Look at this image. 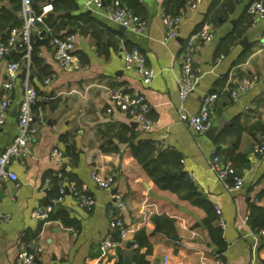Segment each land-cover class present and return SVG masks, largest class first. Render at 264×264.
I'll return each instance as SVG.
<instances>
[{"label": "crops", "instance_id": "0c3cea01", "mask_svg": "<svg viewBox=\"0 0 264 264\" xmlns=\"http://www.w3.org/2000/svg\"><path fill=\"white\" fill-rule=\"evenodd\" d=\"M75 1L80 11L94 21L95 27L85 31L67 28L75 30V58L68 69L61 68L53 59L45 35L40 36L43 42L36 44L39 62L32 66L29 81L38 93L36 102L43 118L36 120L37 134L30 154L13 159L8 166L17 180L0 182V208L10 216L8 221L0 220V264H18L22 236L38 228L35 245L40 252L33 264H115L119 254L123 260L127 258V264H134L131 255L137 245L133 235L140 229L146 232L151 244L150 252L139 249L148 264H200L202 260L212 264L216 258L220 264H264V236L247 222L249 204L264 208V162L258 161L254 151L259 132L254 135L243 132L236 146L229 135L221 143L214 142L220 134L233 129L235 120L242 127L264 126V51H257L258 40L264 34V14L254 17L253 24L241 37L226 42L234 22L251 1L231 0L238 2L225 21L218 26L206 24L212 39L197 43L193 68L199 78L183 104V111L196 113L202 98L214 94L210 120L219 118L221 128L211 139L206 131L197 134L180 121L176 81L185 42L202 22L213 0H200L195 10L186 11L178 35L167 43L162 42V0H139L145 7L147 23L141 34L126 28L119 30V25L109 19L105 10L88 9L82 0ZM47 3L50 2H38L39 10ZM4 11L20 19L18 0H0V13ZM32 33L33 38L40 35L34 29ZM243 37L246 42L240 44ZM128 48L138 49L153 69L155 76L149 85L141 83L135 70L124 68L123 53ZM44 67L50 73L48 83L42 78ZM21 74L22 71L6 94L9 109L0 129V150L16 133V108L23 90ZM247 74H255L256 82L247 92L232 98L225 88L235 86ZM225 76L226 83L222 85ZM5 79L4 68L0 66V97ZM118 89L144 95L149 105L147 117L151 120L147 132L137 127L133 117L113 106L110 94ZM126 124L134 130L135 140L152 142L157 152L178 154L182 160L180 170L220 210L225 242L221 254L225 263L209 240L204 211L173 192L157 188L132 157V142L118 144L117 150L101 151L104 139L99 131ZM67 145H73L76 162L64 155ZM53 148L61 151L59 165L50 159ZM212 153L229 161L243 176L244 182L238 191H227L209 171L207 158ZM62 170L86 185L94 199L90 209L78 207L69 194L59 204L78 221V229L66 227L59 220L47 221L34 216V211L45 205L51 186L49 177H60ZM92 172L113 177V188L124 198L121 217L129 230L127 238L104 256L100 255L99 244L109 229L107 209L111 191L97 188L91 180ZM66 180L63 178V185L67 184ZM162 214L175 221V230L170 235L154 231L151 217ZM212 225L218 226L217 215ZM128 241L132 244L126 248Z\"/></svg>", "mask_w": 264, "mask_h": 264}, {"label": "built area", "instance_id": "2783aa9c", "mask_svg": "<svg viewBox=\"0 0 264 264\" xmlns=\"http://www.w3.org/2000/svg\"><path fill=\"white\" fill-rule=\"evenodd\" d=\"M82 1L88 9L105 10L106 15L115 24L123 26L136 34H141L146 29V20L134 15L131 10L121 6L118 1H113L108 6H105L102 0ZM199 1L190 0L187 3L185 11L176 16L165 15L160 10V17L164 26L163 43H167L169 40L176 38L184 14L186 11L195 10ZM18 2L21 25L10 28L4 40H1L0 37V66L4 68L6 74V79L1 86L3 95L0 97V129L9 109V101L6 94L11 91L19 73L24 70L22 95L16 108V133L10 142L0 150V182L6 179L12 181L17 180L16 174L10 172L8 166L13 159L30 154L31 143L37 134L36 120L42 121L43 118V113L39 108L36 111L32 109L38 99V93L29 81L34 40L32 30L34 29L35 33L44 31V35L46 32L49 35L50 29L48 27L43 26V28H38L37 25L43 24V17L47 12L51 11L52 7L50 3H47L37 13L33 7L34 0H18ZM246 12L253 17L264 14V0H252L248 4ZM212 36L211 30L206 24L188 36L180 59V74L176 81L179 100V119L197 134L204 133L210 126L211 104L216 96L214 94L205 95L202 98L198 111L194 114L184 112L183 104L189 94L194 90L199 78L193 68L197 43L210 41ZM74 43V34L65 32L63 35H53L50 33L48 45L51 48L52 57L63 69H68L73 65L75 58ZM12 51L13 53H20V59L13 60L11 56L8 60L5 59V56L9 55ZM257 51H264V34L258 40ZM123 62L125 69H133L136 71L144 86L152 82L155 76L154 71L146 64L145 56L138 49L134 48L129 51H124ZM49 80L50 78L45 79L44 83H48ZM256 80L257 76L255 74L243 75L236 81L235 86H227L225 89L229 91L232 98H237L240 93L247 92ZM110 99L114 107L135 119L137 127L142 132H147L150 129L151 120L147 117L149 105L142 93H129L118 89L110 94ZM109 111L110 108L107 109V112ZM254 151L257 154L258 161L264 162V133L257 135ZM60 156L61 151L53 148L50 154L51 161L59 165ZM180 162L182 163V160ZM207 166L209 171L214 174L227 191L235 192L242 187L244 182L243 176L238 174L228 161L212 153L207 158ZM91 180L97 188L107 191H111L113 188L114 179L112 176H100L96 172H92ZM66 194H69L80 208L90 209L94 204L93 196L89 193L86 185L81 184V186L77 187L71 182L65 185L62 184L59 188L58 196L51 199L49 203L37 208L34 211V216L41 220H46L48 215L63 202ZM124 206L122 194L119 192L112 193L107 209V215L109 217L108 233L102 238L99 244L101 256H104L110 248L119 245L127 238L129 230L121 217V211ZM215 212L218 226L220 228L224 227V222L220 217V210L215 208ZM9 217V214L3 212L0 208V220L8 221ZM112 233L117 234V240L112 238ZM258 234L264 236V225L258 230ZM39 252L40 248L35 245V242L30 246L21 242L18 264H33ZM200 264L209 263L202 260ZM212 264H220L219 259H214Z\"/></svg>", "mask_w": 264, "mask_h": 264}, {"label": "trees", "instance_id": "16d2710c", "mask_svg": "<svg viewBox=\"0 0 264 264\" xmlns=\"http://www.w3.org/2000/svg\"><path fill=\"white\" fill-rule=\"evenodd\" d=\"M46 1L50 2L52 9L50 13L43 17V24L37 25L38 28H43V26H45L50 29L51 34L63 35L69 27L78 29L80 31H85L95 27L94 21L88 16L86 12L80 11L75 0H34L33 7L37 13H39L41 10H39L38 2ZM113 1H118L121 6L131 10L134 15L145 19V7L138 0H102L105 6L110 5ZM189 1L190 0H162L161 10L165 15H180L185 11ZM237 2L238 1L232 2L231 0H213L203 17L202 22L196 26L194 31L199 30L205 24L218 26L222 21L226 20L229 13L234 11V6ZM246 8L239 18L234 22L232 30L226 37V42L231 43L237 38L241 37L246 29L253 24L254 17L246 12ZM74 12H77V14H73ZM20 25L21 20L11 12L4 11L0 13V32L3 33L1 34V40H4L6 33L10 28L19 27ZM50 33L49 35L47 32L45 33V36L47 35L46 44L49 48L50 46L48 45V40ZM37 49L38 47L33 40L30 73L32 66L37 65L39 62L37 57ZM131 49L132 48H128L126 51ZM244 54H246V52ZM20 57L21 54L18 52H14L11 56L13 60H18ZM21 76L24 78V70H22ZM42 78L43 80L50 78V73L46 67L43 68ZM225 83L226 76L222 78V85ZM229 87H232V85H229ZM38 107L39 105L36 102L32 107L33 111H36ZM236 121L237 120H235L233 123L232 130L228 131V133L224 132L220 134L215 138L214 142L221 143L224 140V137L229 135L236 146L243 132H247L252 135H254L256 131H258L259 134L264 133V126H257L254 124L249 127H242L238 125ZM99 133L104 139L103 144L100 147L101 151L103 152L117 150L118 144H128L129 142H132L130 146L131 155L141 166L146 176L152 180L157 188L173 192L179 198L186 200L192 205L202 209L205 213L204 222L209 240L213 245L216 246V248L225 249V242L222 238L221 228L212 225V223L216 220L215 208L196 190L194 184L190 181L186 173L180 170V157L178 154L165 151L157 152V148L152 142L148 140H135L134 130L127 124L122 125L117 129L108 127L104 131H99ZM66 139V137H62L64 142H67ZM214 154L220 157L218 153ZM64 155L68 156L72 162L77 161V153L75 152L73 145H67L65 147ZM223 160L227 161L226 159ZM63 178L67 179V184L72 182L77 187L81 186V183L75 180L74 177H71V175L66 174L63 170L61 171L60 177L51 175L49 177L51 186L45 204L49 203L51 199L58 196L59 188L62 185ZM46 220H59L62 225L66 227H73L75 229H78L79 227L78 221L75 218L70 217L69 213L63 208L59 207V205L56 207L55 211H52L48 215ZM151 220L154 225L155 232H161L163 234L170 235L175 230L174 219L167 215H153ZM247 222L250 224L252 229L258 232V230L264 225V208L249 204ZM38 231L39 228L33 233H24L21 242L28 246L32 245V243L36 240ZM112 238L117 240V234L112 233ZM133 241L136 243L137 248L131 255V260L134 262V264H148L144 255L139 253L140 248H145L146 253L151 251V244L148 240V235L143 229H140L134 233ZM115 264H123L122 254H119L118 260L115 262Z\"/></svg>", "mask_w": 264, "mask_h": 264}, {"label": "water", "instance_id": "95a60500", "mask_svg": "<svg viewBox=\"0 0 264 264\" xmlns=\"http://www.w3.org/2000/svg\"><path fill=\"white\" fill-rule=\"evenodd\" d=\"M139 1V0H138ZM119 30H124V27L123 26H119ZM67 33L69 34H74L75 33V30L74 29H68L66 31ZM44 35V31L40 32V35L38 37H34V42L35 44H41L43 41L40 40V36ZM244 42H246V38L243 37L239 43L240 44H244ZM13 54V51L9 53V55H6L5 56V59H9L10 56H12ZM222 116H224V114H222ZM132 125V124H131ZM132 126H135V123L132 125ZM220 128H221V120L219 118L213 120L211 123H210V126L208 127V129L206 130V135L209 137V138H213L215 136V134H217L218 132H220ZM131 144V143H130ZM116 192V188H113L111 190V194L112 193H115ZM174 238V237H173ZM132 244V241H128L127 244H126V248H128L130 245ZM215 253L216 254H220L221 255V260L223 263H225V257L221 254L222 253V250L221 249H215ZM123 262L125 264L128 263L127 261V258L125 257Z\"/></svg>", "mask_w": 264, "mask_h": 264}]
</instances>
